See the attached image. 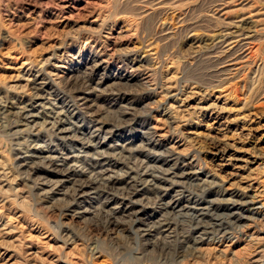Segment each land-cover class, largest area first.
Masks as SVG:
<instances>
[{
  "label": "rangeland",
  "instance_id": "374dc122",
  "mask_svg": "<svg viewBox=\"0 0 264 264\" xmlns=\"http://www.w3.org/2000/svg\"><path fill=\"white\" fill-rule=\"evenodd\" d=\"M245 231L264 0H0V264H264Z\"/></svg>",
  "mask_w": 264,
  "mask_h": 264
},
{
  "label": "bare ground",
  "instance_id": "6f19581e",
  "mask_svg": "<svg viewBox=\"0 0 264 264\" xmlns=\"http://www.w3.org/2000/svg\"><path fill=\"white\" fill-rule=\"evenodd\" d=\"M224 43V42H223ZM233 45V44H232ZM229 49V48H228ZM230 49H235L234 47H231ZM229 52V51H228ZM38 93V92H37ZM100 180V179H99ZM105 181H106V179H105ZM86 183H87V181H86ZM88 184L89 185H92L93 183L92 182H88ZM101 184V183H100ZM112 185V184H111ZM110 186V185H109ZM107 187H108V185H107ZM109 188V187H108ZM80 190V189H79ZM98 193V192H97ZM192 218H191V221L193 222V223H195V227H198V226H200V223H201V217H197L196 215L195 216H191ZM9 222V221H8ZM7 224H10V223H7ZM5 226V225H4ZM216 229H214V228H212V231L213 232H215V233H217L218 235H221V236H223V235H225V231H226V229H225V227H224V225L222 226V223H220V224H217L216 225ZM244 234H250L249 235V243H251L252 245H254V246H258V247H262V248H264V239L263 238H259L257 235H254V233L253 234H251L250 232H247V231H245V232H243ZM242 235V234H241ZM31 239H28V240H35L38 244H40L42 247H48V244H47V242H44V238L42 239V238H40V236H39V234H38V236H36V237H34V239H33V237H31V236H29ZM42 237V236H41ZM3 243H4V240L3 241H0V245H3ZM196 242H194V244H195ZM219 243V242H218ZM201 244V243H200ZM250 244V245H251ZM5 245H9V244H5ZM249 245V244H248ZM24 246V245H23ZM223 246V245H222ZM231 246H233V244H229V245H226V246H224V247H221L222 249H219L218 250V252L220 251L221 253H228V252H230V250H231ZM213 249V248H212ZM215 250V249H214ZM242 250H247V248H243ZM34 251V250H33ZM213 251V250H212ZM37 254H40V253H37ZM37 254H35V256H34V258H36V257H38V258H40V261H42V262H46L47 261V258H42V256L44 255V254H42V255H37ZM218 254H220V253H218ZM41 256V257H40ZM50 256V255H49ZM45 257V256H44ZM49 263H53L52 261H49ZM41 264H45V263H41Z\"/></svg>",
  "mask_w": 264,
  "mask_h": 264
}]
</instances>
